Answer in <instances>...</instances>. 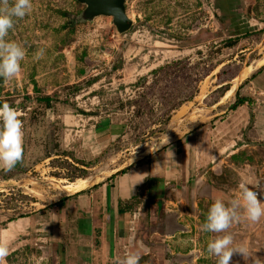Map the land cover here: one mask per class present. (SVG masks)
<instances>
[{
  "label": "rangeland",
  "instance_id": "obj_1",
  "mask_svg": "<svg viewBox=\"0 0 264 264\" xmlns=\"http://www.w3.org/2000/svg\"><path fill=\"white\" fill-rule=\"evenodd\" d=\"M32 3L6 37L26 49L21 72L0 82V106L24 126L22 163L0 170V232L15 229L6 264H117L129 252L217 264V234L201 230L214 199L264 184V92L250 77L264 64V0H125L124 32L111 16L82 20L77 0ZM142 164L144 184L105 225L98 187ZM228 231L247 249L230 264H264V217Z\"/></svg>",
  "mask_w": 264,
  "mask_h": 264
},
{
  "label": "clouds",
  "instance_id": "obj_2",
  "mask_svg": "<svg viewBox=\"0 0 264 264\" xmlns=\"http://www.w3.org/2000/svg\"><path fill=\"white\" fill-rule=\"evenodd\" d=\"M32 10V0H0V78H3V82L13 80L20 74L21 62L27 54L24 46L15 41H9L6 37L13 29L15 21L23 19ZM43 56L44 50L41 49L35 53L33 58L39 60ZM23 128V121L17 110L7 103L2 104L0 106V170L6 173L12 171L18 163L23 161ZM168 143L167 136L166 140L161 141L155 150ZM167 151L172 153L171 149ZM249 185L252 187L250 188ZM253 188L264 192V184L261 180L253 184L242 182L239 184L237 198L225 203L222 197H216L208 211L206 222L201 226V230L217 234L207 245L208 253L218 258L217 264H230L235 253L247 256L246 247L235 246L233 235L228 230L242 219L256 223L264 217V202L258 199V192L252 190ZM10 254V242L0 238V264H6V258ZM139 261V253L129 252L119 259L117 264H139Z\"/></svg>",
  "mask_w": 264,
  "mask_h": 264
},
{
  "label": "crops",
  "instance_id": "obj_3",
  "mask_svg": "<svg viewBox=\"0 0 264 264\" xmlns=\"http://www.w3.org/2000/svg\"><path fill=\"white\" fill-rule=\"evenodd\" d=\"M261 75H264V64H262V66H260L257 70H255V75L253 74L250 76L252 77L253 81L257 84L258 88H260L258 90L264 92V76L260 78ZM260 122H261L260 115H257V119H256L257 128ZM258 131L259 132L257 135H259L260 139L262 138L264 139V130L263 131L258 130ZM147 177H148V168L146 165L142 164L136 167H131L126 171H124L123 173L115 175L113 181H111V183L113 182V185L111 187L108 186L107 184L98 187L97 194L98 196H100V200L105 206L106 208L105 211L107 212V214H105L104 217L111 216L110 221L108 219H104L105 225L106 223H110L112 227H115L116 225L119 224V217H120L119 214H124L126 211L123 210L122 213H119L118 205H121V202L123 200L124 201L128 200L133 195H135L139 190V188H141V186L144 184ZM156 177L159 176L156 174ZM84 182L85 180L82 179V180H77L75 183H71V184H78L77 188H79L78 190H81L82 188L80 187L81 185H83ZM76 189L74 188V191H76ZM80 195L78 196L79 197L85 196V195H81V196ZM86 201H87V205L89 206L90 199L88 197L82 200L79 199L80 205L82 204L85 205ZM111 220H113V223L111 222ZM14 223H16V221H11L8 224L12 225ZM14 230L15 229H9V228L2 229V231L0 232V236L4 239V237H6V234H4L6 233L5 231L8 232L7 237L10 234L14 235L15 234Z\"/></svg>",
  "mask_w": 264,
  "mask_h": 264
},
{
  "label": "water",
  "instance_id": "obj_4",
  "mask_svg": "<svg viewBox=\"0 0 264 264\" xmlns=\"http://www.w3.org/2000/svg\"><path fill=\"white\" fill-rule=\"evenodd\" d=\"M85 5L80 14L82 20H91L97 15L112 17V22L118 32L128 30L132 24L131 19L125 13V0H77ZM3 82V78H0Z\"/></svg>",
  "mask_w": 264,
  "mask_h": 264
},
{
  "label": "trees",
  "instance_id": "obj_5",
  "mask_svg": "<svg viewBox=\"0 0 264 264\" xmlns=\"http://www.w3.org/2000/svg\"><path fill=\"white\" fill-rule=\"evenodd\" d=\"M247 100L248 99L246 97L237 98V100L231 106V109H234V108L240 106L241 104H243ZM121 172H123V171L119 170L116 174H119ZM121 212H123V210L121 208H119V213H121Z\"/></svg>",
  "mask_w": 264,
  "mask_h": 264
},
{
  "label": "bare ground",
  "instance_id": "obj_6",
  "mask_svg": "<svg viewBox=\"0 0 264 264\" xmlns=\"http://www.w3.org/2000/svg\"><path fill=\"white\" fill-rule=\"evenodd\" d=\"M263 61H264V60H263V59H261V61H259V62H262V63H263Z\"/></svg>",
  "mask_w": 264,
  "mask_h": 264
},
{
  "label": "built area",
  "instance_id": "obj_7",
  "mask_svg": "<svg viewBox=\"0 0 264 264\" xmlns=\"http://www.w3.org/2000/svg\"><path fill=\"white\" fill-rule=\"evenodd\" d=\"M252 190L257 191V190H255V189H252ZM257 192H258V191H257Z\"/></svg>",
  "mask_w": 264,
  "mask_h": 264
}]
</instances>
